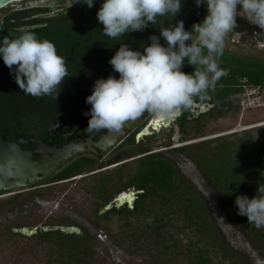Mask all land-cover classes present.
Here are the masks:
<instances>
[{
  "label": "trees",
  "instance_id": "16d2710c",
  "mask_svg": "<svg viewBox=\"0 0 264 264\" xmlns=\"http://www.w3.org/2000/svg\"><path fill=\"white\" fill-rule=\"evenodd\" d=\"M217 62L227 74L203 95L210 97L213 107L196 117L189 116L190 107L183 108L177 120L182 140L190 135L198 137L210 122L237 113L247 87L264 89V56L241 55L224 48ZM181 70L191 74L195 69L185 58ZM3 83L4 91L7 80ZM200 97L194 101H200ZM156 136L157 133L147 137V141L150 143ZM127 144L130 146L122 151L121 160L141 156L98 174L91 183L96 187L92 190V222L103 228L114 244L130 253L146 255L156 263L171 257L187 264H249L245 252L227 239L206 196L183 174L169 150L171 154H184L196 165L215 190L235 232L264 257V228L258 229L248 223L246 216L238 215L235 204L237 196L251 199L264 195L258 192L259 186L264 187V126L177 147H170L169 141L151 146L143 140L136 142L134 137ZM158 148L161 150L154 151ZM89 163H75L52 178L68 177ZM132 188L139 191L132 208L126 204L97 214L117 194ZM111 216L122 221L118 231L110 228ZM5 231L14 239L36 238L39 245L48 247L44 264H103L95 251L94 236L86 230L82 234L40 231L33 236L11 228Z\"/></svg>",
  "mask_w": 264,
  "mask_h": 264
},
{
  "label": "flooded vegetation",
  "instance_id": "af4514ba",
  "mask_svg": "<svg viewBox=\"0 0 264 264\" xmlns=\"http://www.w3.org/2000/svg\"><path fill=\"white\" fill-rule=\"evenodd\" d=\"M53 2L55 7H50ZM103 3L104 0H94V6L89 8L82 0H21L0 9L3 37L15 38L24 31L35 33L38 39H46L55 45L57 53L65 58L69 71L57 97H32L25 95L19 88L14 79V69L10 70L0 57V238L9 235L8 243L15 239L5 231L7 228L18 232V228L39 226L3 225L1 215L4 210H11L16 205L19 206L16 209L24 210L30 203L33 207L38 206V195L51 193L64 184L90 176H94L95 182L94 178L98 174L113 171L123 162L141 156L121 160L122 151L130 146L127 144L128 140L134 137L136 142H148V136L163 130L167 138L169 133L173 134L171 126L177 124V120L183 115L182 108L169 116V125H163L158 131L153 126L157 117L145 112L139 118L129 121L119 132L102 130L87 134L85 130L90 115L85 113H90L91 105L86 103V98L92 94L97 79H107L110 75L119 79V73L113 70L109 60L121 44L143 53L144 48L151 44L150 37L157 36L159 42L166 47V41L160 35L162 27H174L177 21H183L185 30L192 32L193 25L202 23L208 14L206 0L200 6H197L196 0H181V11L175 17L170 14L157 17V23H149L143 31H130L119 39H111L103 34V25L97 19V12ZM191 43V40L186 41V44ZM4 80H7V89L3 91ZM211 107L213 103L210 102V97L201 96L200 101L193 102L189 116L196 117ZM147 127L151 133L138 139V135ZM13 150L15 153L19 150L22 154L32 156L34 162L44 161L45 158L50 160V165L44 168L46 173L38 172L42 178L34 182L27 179L25 185L20 187L23 181L15 164L11 160H3L4 154L8 157L13 154ZM84 160L91 163L82 165L68 177L52 178L67 167ZM115 161L117 165L111 168ZM95 188L93 184L87 190L92 195ZM48 199L52 200L54 197L49 196ZM126 204L128 205L125 203L124 206ZM104 206L97 212L98 215L104 212ZM112 218L113 216L110 222ZM65 225L78 226L81 234L86 230L78 222L71 221ZM95 229L98 227L95 226ZM5 239L3 238L4 241Z\"/></svg>",
  "mask_w": 264,
  "mask_h": 264
},
{
  "label": "clouds",
  "instance_id": "9594fccd",
  "mask_svg": "<svg viewBox=\"0 0 264 264\" xmlns=\"http://www.w3.org/2000/svg\"><path fill=\"white\" fill-rule=\"evenodd\" d=\"M82 2L89 8L94 6V0ZM204 2L196 0L197 6ZM206 3L208 14L202 23L193 25L192 32L185 30L183 21L160 29L166 47L157 36L150 37L151 44L143 53L120 45L109 60L119 79L111 75L97 79L92 94L86 98L91 105L90 113H85L90 115L85 130L88 135L102 130L119 132L145 112L167 118L191 107L195 97L203 96L227 74L220 69L217 58L223 55L225 37L237 26V15L242 13L250 23L264 30V0H206ZM49 6L55 7L54 2ZM180 11L181 0H104L97 19L105 36L119 39L130 31H143L149 23L156 24L157 17L169 14L175 17ZM189 40L190 45L186 44ZM0 57L10 70L14 69L19 88L32 97H57L62 82L69 76L66 60L57 53L55 45L29 31L15 38L4 36ZM185 58L194 66L191 74L181 70ZM258 192L264 194V187L259 186ZM235 204L238 215L246 216L256 228H264V195L251 199L237 196Z\"/></svg>",
  "mask_w": 264,
  "mask_h": 264
},
{
  "label": "rangeland",
  "instance_id": "374dc122",
  "mask_svg": "<svg viewBox=\"0 0 264 264\" xmlns=\"http://www.w3.org/2000/svg\"><path fill=\"white\" fill-rule=\"evenodd\" d=\"M237 9L239 11L240 7L237 6ZM240 15L236 17L237 26L225 37L224 48L241 55L264 56V30L250 23L242 16V13ZM245 92L241 100V103L243 100L245 101V107L240 104V109L237 113H230L225 117L210 122L200 136L193 137V135H190L182 140L178 125L174 123L171 126L173 134L169 139L166 138L165 130H163L157 133V136L150 143H144L156 146L161 142L169 141L171 143L170 147H177L194 141L214 138L218 135L239 133L241 130H251L264 126V89L258 90L257 87L255 89L247 87ZM157 150H161V148L154 151ZM168 154L176 160L183 174L206 196L227 239L245 252L249 258V264H264V257L235 232L222 209L215 190L203 177L196 165L184 154H171L169 150ZM93 177L80 178L81 180L76 182L58 186L51 193L38 195V206L33 207L30 203L24 210L16 209L19 207L18 205L11 210H4L3 215H1L3 225L21 224L28 227H41L47 224L64 225L71 221L78 222L94 236L95 251L97 256L103 260V264H187L181 259L171 257H165L163 262L156 263L146 255L133 254L117 246L111 241L110 236L103 228L96 230L92 224L94 195H91L87 190L90 188ZM49 196L54 197V199L49 200ZM121 222L118 216H113L109 223L113 232L119 230ZM3 238H6L5 241ZM18 238L21 239L17 240L16 238L12 243L7 241L9 240V235L0 238V264H44L48 247L45 248V245H39L36 242V238ZM16 255H21L20 259L16 258Z\"/></svg>",
  "mask_w": 264,
  "mask_h": 264
},
{
  "label": "water",
  "instance_id": "95a60500",
  "mask_svg": "<svg viewBox=\"0 0 264 264\" xmlns=\"http://www.w3.org/2000/svg\"><path fill=\"white\" fill-rule=\"evenodd\" d=\"M16 1H21V0H0V9ZM2 40H3V32H2V25H1V20H0V42H2ZM170 122H171V118L167 117V118H163L161 124H155L153 126L155 127L156 131H158L163 127V125L167 126L170 124ZM150 133L151 131L147 127L142 134L138 135V139H140L144 134L148 135ZM12 152L13 154L9 155L8 157L6 156V154H4L3 160L4 162H6L7 160H11L12 163L15 164L17 173L23 181V183L20 184V187L21 185H25V183L27 182V179L30 182L38 181L39 179H41L42 177H39L38 172H42L43 174H45L46 171L44 170V168L50 165V160L46 158L44 159V161L34 162L32 161V156L30 155L22 154L19 150L17 153H15L14 150ZM116 165H117V161L114 162V165L111 168H115ZM1 173L2 172L0 171V176L2 175ZM130 192L133 195V199L128 200L125 197V194H128V192H122L113 201L105 205L102 210L107 211L113 207L120 208L124 206L125 203H128V205H130V207L132 208L134 206V201L137 198V194L139 193V191L130 189L129 193ZM49 230H60L62 233H66V234H72V233L81 234L80 228L74 225H65V226L64 225L62 226L47 225V226H41V227H33V228L25 227V228L16 229V231L23 233L25 235H28V236L37 234L40 231H49Z\"/></svg>",
  "mask_w": 264,
  "mask_h": 264
},
{
  "label": "bare ground",
  "instance_id": "6f19581e",
  "mask_svg": "<svg viewBox=\"0 0 264 264\" xmlns=\"http://www.w3.org/2000/svg\"><path fill=\"white\" fill-rule=\"evenodd\" d=\"M161 120H163V118H156L155 119V122H154V125L155 124H161L162 123V121ZM124 195V194H123ZM123 197V196H122ZM125 197L128 199V200H131V199H133V195H132V193L130 192H128V194H125ZM122 201V200H121Z\"/></svg>",
  "mask_w": 264,
  "mask_h": 264
},
{
  "label": "built area",
  "instance_id": "2783aa9c",
  "mask_svg": "<svg viewBox=\"0 0 264 264\" xmlns=\"http://www.w3.org/2000/svg\"><path fill=\"white\" fill-rule=\"evenodd\" d=\"M244 93H246V92H244ZM241 104H242L243 107H245V101L244 100H243V102ZM232 131H234V130H232Z\"/></svg>",
  "mask_w": 264,
  "mask_h": 264
}]
</instances>
